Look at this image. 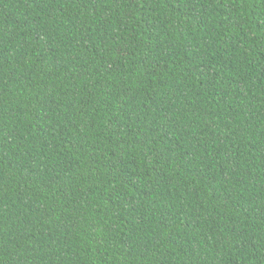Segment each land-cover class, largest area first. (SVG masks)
Listing matches in <instances>:
<instances>
[{
    "label": "trees",
    "instance_id": "trees-1",
    "mask_svg": "<svg viewBox=\"0 0 264 264\" xmlns=\"http://www.w3.org/2000/svg\"><path fill=\"white\" fill-rule=\"evenodd\" d=\"M0 264H264V0H0Z\"/></svg>",
    "mask_w": 264,
    "mask_h": 264
}]
</instances>
